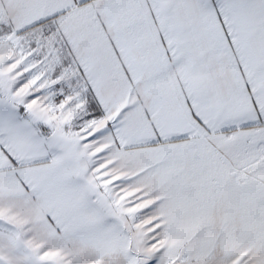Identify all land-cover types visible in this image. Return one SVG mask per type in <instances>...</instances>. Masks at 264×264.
<instances>
[{
	"label": "snow or ice",
	"instance_id": "obj_1",
	"mask_svg": "<svg viewBox=\"0 0 264 264\" xmlns=\"http://www.w3.org/2000/svg\"><path fill=\"white\" fill-rule=\"evenodd\" d=\"M0 264H264V0H0Z\"/></svg>",
	"mask_w": 264,
	"mask_h": 264
}]
</instances>
